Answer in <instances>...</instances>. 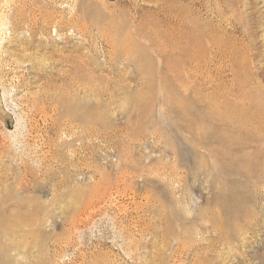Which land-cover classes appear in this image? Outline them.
<instances>
[{
  "label": "rangeland",
  "instance_id": "374dc122",
  "mask_svg": "<svg viewBox=\"0 0 264 264\" xmlns=\"http://www.w3.org/2000/svg\"><path fill=\"white\" fill-rule=\"evenodd\" d=\"M0 264H264V0H0Z\"/></svg>",
  "mask_w": 264,
  "mask_h": 264
},
{
  "label": "bare ground",
  "instance_id": "6f19581e",
  "mask_svg": "<svg viewBox=\"0 0 264 264\" xmlns=\"http://www.w3.org/2000/svg\"><path fill=\"white\" fill-rule=\"evenodd\" d=\"M182 33V31L180 32V34ZM179 37H181L180 39H181V41H179L178 43H177V41H175L177 44H174L173 46L175 47V51L176 50H178V54L180 53V55H181V58H184V57H187L189 54H190V52L192 51V50H194L193 48H195V47H201L202 45H201V41L200 40H195V41H190L187 37H186V35L184 34V33H182ZM175 38V37H174ZM179 39V38H178ZM179 39V40H180ZM199 39V38H198ZM172 41V40H171ZM197 41H199V42H197ZM173 44V43H172ZM197 44L199 45V46H197ZM177 45V46H176ZM172 46V47H173ZM172 50H173V48H172ZM173 50V51H174ZM174 53V52H173ZM172 52H171V55L173 54ZM177 53V52H176ZM174 55V54H173ZM176 56V55H175ZM174 56V57H175ZM201 55H199V57H200ZM180 57V56H179ZM198 57V58H199ZM176 59H177V57H175ZM197 57H196V59H198ZM175 59V60H176ZM202 60V58H199V60ZM183 63H185V62H183ZM181 64L180 63V65L179 66H177V67H174L173 68V70L175 71V72H178V70H179V72L181 71L182 72V70H184V69H186L185 68V66L183 67V65L184 64ZM182 65V67H180ZM186 66H187V63H186ZM188 76V75H187ZM189 77V76H188ZM187 78V77H186ZM187 79H189V78H187ZM191 80V79H190ZM200 81V80H199ZM195 83V82H194ZM196 83H198V82H196ZM195 83V85H198V84H196ZM183 86H187V82H184L183 81ZM194 86V84L191 86L192 87V89H190L189 88V90H192V92H195L194 94L196 95V93H199L200 92V89L199 88H197V87H193ZM188 92H190V91H188ZM192 94V93H191ZM189 97V96H188ZM184 98V97H183ZM188 100V99H187ZM184 102V104H185V106L187 107L189 104L187 103V101L186 100H184L183 101ZM187 112H190L189 111V109H187L186 111H185V113H187ZM198 113V112H197ZM199 114V113H198Z\"/></svg>",
  "mask_w": 264,
  "mask_h": 264
}]
</instances>
